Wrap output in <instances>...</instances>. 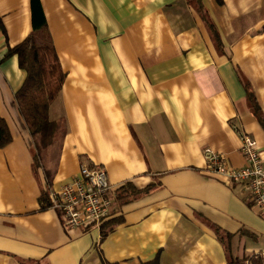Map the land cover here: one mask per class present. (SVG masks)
<instances>
[{"label": "crops", "instance_id": "obj_1", "mask_svg": "<svg viewBox=\"0 0 264 264\" xmlns=\"http://www.w3.org/2000/svg\"><path fill=\"white\" fill-rule=\"evenodd\" d=\"M202 1L218 42L191 0H41L66 74L49 115L66 130L38 167L15 102L26 71L8 54L33 31L31 0H0V116L13 136L0 148V264L264 260V215L204 154L244 167L248 135L264 166V125L246 93L248 83L264 117V0ZM81 165L108 174L121 221L103 239L99 226L71 229L62 210L39 207L46 170L60 188ZM124 188L139 191L119 204Z\"/></svg>", "mask_w": 264, "mask_h": 264}, {"label": "trees", "instance_id": "obj_2", "mask_svg": "<svg viewBox=\"0 0 264 264\" xmlns=\"http://www.w3.org/2000/svg\"><path fill=\"white\" fill-rule=\"evenodd\" d=\"M191 1L208 24V29H210L216 39L215 42H218L220 40L218 30L215 29L216 27L211 22L205 4L202 3V0ZM218 1L220 2L222 0ZM31 10L33 31L20 44L10 49L8 54L17 55L20 67L26 71L24 83L15 94V102L33 138L32 141L34 142L35 148L34 161L35 165L39 167L43 162L42 153L49 149V147L53 149V146L56 144V147L52 150L54 151L52 158L54 161L57 156L56 152L62 143L61 139L64 137L66 130L65 120H51L49 111L51 103L62 89L61 87L65 81L66 74L62 69L50 35H48L46 16L41 0H31ZM246 88L250 106H252L254 113L264 125V117L262 116L260 106H258L257 98L248 83L246 84ZM12 139L13 136L8 123L0 116V148L10 144ZM49 173L50 171L46 170L47 189L43 190L39 197V207L41 210L51 208V199L48 193L51 187ZM126 189L124 188L120 192L118 191L115 202L124 204L128 199L138 194L139 191L134 188L131 191ZM114 215L115 213L112 212L101 221L99 231H101L102 239L114 229L117 222L121 221L120 217ZM92 227H87L83 231H87ZM219 236L222 238L223 234L219 233ZM249 259V257L240 258L230 256L228 258V264H246ZM254 261L264 264V260L262 259H255ZM104 264L120 263L104 262ZM142 264H158V261L154 259Z\"/></svg>", "mask_w": 264, "mask_h": 264}, {"label": "built area", "instance_id": "obj_3", "mask_svg": "<svg viewBox=\"0 0 264 264\" xmlns=\"http://www.w3.org/2000/svg\"><path fill=\"white\" fill-rule=\"evenodd\" d=\"M2 54L0 50V61ZM241 151L246 156L244 167L234 168L226 162L224 154L205 147L204 154L209 172L220 174L227 180L244 186L251 203L264 215V166L257 142L248 135L242 136ZM108 174L101 165H81L79 173L60 188H49L51 208L63 211L66 225L84 230L99 226L113 210L114 197ZM264 256V253H262Z\"/></svg>", "mask_w": 264, "mask_h": 264}, {"label": "rangeland", "instance_id": "obj_4", "mask_svg": "<svg viewBox=\"0 0 264 264\" xmlns=\"http://www.w3.org/2000/svg\"><path fill=\"white\" fill-rule=\"evenodd\" d=\"M54 147H56V144H55V146H53V149H52V147H49V149H47L46 151H44L43 153H42V161H43V163L44 164H47L48 166H49V162L51 161L52 162V158H53V153H54V151H52V150H54Z\"/></svg>", "mask_w": 264, "mask_h": 264}]
</instances>
